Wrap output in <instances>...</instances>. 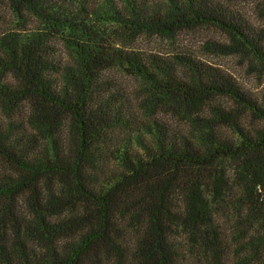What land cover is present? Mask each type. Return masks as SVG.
Returning <instances> with one entry per match:
<instances>
[{"label": "trees", "instance_id": "obj_1", "mask_svg": "<svg viewBox=\"0 0 264 264\" xmlns=\"http://www.w3.org/2000/svg\"><path fill=\"white\" fill-rule=\"evenodd\" d=\"M245 2L0 0V264H264V97L176 45L264 73Z\"/></svg>", "mask_w": 264, "mask_h": 264}, {"label": "rangeland", "instance_id": "obj_2", "mask_svg": "<svg viewBox=\"0 0 264 264\" xmlns=\"http://www.w3.org/2000/svg\"><path fill=\"white\" fill-rule=\"evenodd\" d=\"M255 5L250 2L239 3L235 8L243 16H246L253 27L259 29L264 28V19L260 16ZM12 20L11 13L6 6L0 4V29L5 28V24H9ZM207 40H214L223 42L225 37L221 34L215 33L210 30H196L193 32H186L180 35L176 45L180 48L187 49L193 52L200 60L208 63L214 67L221 69V71L231 75L237 83L247 92L251 93L257 98L264 97V73L256 72L250 68L246 63H242L236 56H213L205 53L201 45ZM135 47L154 52H168L172 51L173 47L164 42L156 40L148 41L141 39L137 42ZM115 74L116 78L124 85L129 91L132 86L130 80L122 77L118 73Z\"/></svg>", "mask_w": 264, "mask_h": 264}]
</instances>
